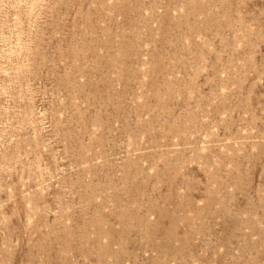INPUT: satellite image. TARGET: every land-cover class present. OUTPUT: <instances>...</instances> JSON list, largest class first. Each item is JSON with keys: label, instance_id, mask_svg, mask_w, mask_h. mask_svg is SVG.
Returning <instances> with one entry per match:
<instances>
[{"label": "rangeland", "instance_id": "1", "mask_svg": "<svg viewBox=\"0 0 264 264\" xmlns=\"http://www.w3.org/2000/svg\"><path fill=\"white\" fill-rule=\"evenodd\" d=\"M0 264H264V0H0Z\"/></svg>", "mask_w": 264, "mask_h": 264}, {"label": "bare ground", "instance_id": "2", "mask_svg": "<svg viewBox=\"0 0 264 264\" xmlns=\"http://www.w3.org/2000/svg\"><path fill=\"white\" fill-rule=\"evenodd\" d=\"M90 17V16H89ZM90 20V19H89ZM230 21V20H229ZM169 25V24H168ZM103 35V34H102ZM121 35V34H120ZM121 49V48H120ZM77 50V49H76ZM77 53V52H76ZM71 57V56H70ZM160 62V61H159ZM78 63V62H77ZM76 66V65H75ZM80 66V65H79ZM162 68V67H161ZM75 70V69H74ZM80 70V69H79ZM71 74V73H70ZM72 75V74H71ZM69 76V75H68ZM67 76V78H70V77H68ZM17 77V76H16ZM68 80V79H67ZM67 80H65V81H67ZM69 81H71V80H69ZM166 83V82H165ZM67 84V83H66ZM72 84V83H71ZM168 84V83H167ZM164 86V85H163ZM176 86V85H175ZM109 88V87H108ZM160 90V89H159ZM159 90H157V91H159ZM155 91V90H154ZM154 95V94H153ZM30 115V114H29ZM187 131H188V129H187ZM169 133V132H168ZM174 141V140H173ZM176 141V140H175ZM209 188V187H208ZM85 233V232H84Z\"/></svg>", "mask_w": 264, "mask_h": 264}]
</instances>
